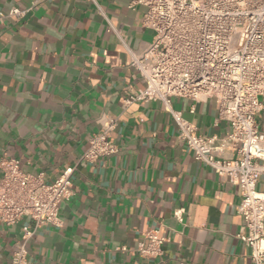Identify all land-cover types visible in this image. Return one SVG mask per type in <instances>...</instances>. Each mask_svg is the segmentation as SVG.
Listing matches in <instances>:
<instances>
[{"label":"crops","instance_id":"0c3cea01","mask_svg":"<svg viewBox=\"0 0 264 264\" xmlns=\"http://www.w3.org/2000/svg\"><path fill=\"white\" fill-rule=\"evenodd\" d=\"M31 2L0 0V11ZM128 2L43 0L25 19L0 23V158L19 160L24 173H43L51 183L75 165L100 119L116 121L109 139L119 152L77 166L74 194L59 204L60 226L35 232L28 261L254 264L236 238L243 224L239 187L194 159L162 103L121 106L144 87L127 49L141 51L152 40L142 26L143 8L129 9ZM259 102L256 122L264 133V95ZM171 109L200 135L230 132L213 98H172ZM256 190L264 194V175ZM177 209L184 210L181 222L173 216ZM31 224L27 218L0 224V264H10L22 228ZM155 228L167 239L163 254L141 258L135 253L141 235Z\"/></svg>","mask_w":264,"mask_h":264},{"label":"built area","instance_id":"2783aa9c","mask_svg":"<svg viewBox=\"0 0 264 264\" xmlns=\"http://www.w3.org/2000/svg\"><path fill=\"white\" fill-rule=\"evenodd\" d=\"M42 1L32 0L26 9L0 11V23L25 19ZM136 7L143 8L142 26L152 32V40L141 51L127 49L130 66L144 87L122 98L121 106L162 103L176 124L177 138L194 159L239 187L236 212L243 224L236 238L250 250L254 264H264V194L256 190L264 175V133L256 122L262 110L259 97L264 95V0H129L128 8ZM176 97L193 102L213 98L218 119L229 124L230 132L223 138L198 134L171 109ZM99 123L100 131L89 137L75 165L51 183L43 173H24L19 160L0 158V224L13 226L23 218L32 223L22 228L10 264H30L27 244L35 232L60 226L59 204L74 194L77 166L119 152L109 139L116 121ZM226 151L233 155L225 157ZM183 213L177 209L173 216L181 222ZM165 242L160 228L151 229L141 235L135 253L156 259Z\"/></svg>","mask_w":264,"mask_h":264},{"label":"bare ground","instance_id":"6f19581e","mask_svg":"<svg viewBox=\"0 0 264 264\" xmlns=\"http://www.w3.org/2000/svg\"><path fill=\"white\" fill-rule=\"evenodd\" d=\"M263 248H264V242H263Z\"/></svg>","mask_w":264,"mask_h":264}]
</instances>
